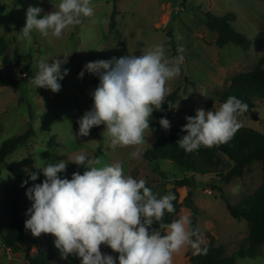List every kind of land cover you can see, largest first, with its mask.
<instances>
[{"label": "rangeland", "instance_id": "obj_1", "mask_svg": "<svg viewBox=\"0 0 264 264\" xmlns=\"http://www.w3.org/2000/svg\"><path fill=\"white\" fill-rule=\"evenodd\" d=\"M59 2L0 0V37L7 43V51L0 55V75L19 80L27 65L34 77L39 60L50 59L51 63L53 57L69 55L68 63L63 66L69 72L60 82L59 92L36 89L30 82L21 84L18 91L0 86V145L31 129L30 138L0 165V227L7 225L12 206L25 212L31 206L25 192L33 182L21 186L30 172L40 173L35 181L40 183L44 177L37 167L61 160L67 162L77 154H84L99 160L98 167L119 163L124 175L146 180V186L150 185L158 198L169 194V190L171 194L176 192L181 203L180 216L190 214L183 201L190 192L197 209L195 225L198 232L212 236L215 246L222 247L226 256L246 247L248 225L244 220L233 219L226 204L235 205L257 189L262 181L260 163L252 164L241 177L223 183L216 175H184L166 161L145 159L143 153L159 133L180 127L186 122L185 117L194 116L197 109H219L216 92L227 86L235 75L254 69L259 58L264 56V0H91L94 14L83 18L81 24L66 29L59 39L44 37L35 29L31 41L19 36L30 5L49 12L56 10ZM113 7L117 15L116 27L111 32L108 22ZM205 11L217 16L233 13L236 17L233 27L249 40L248 46L228 44L222 49L217 48L214 35L201 20ZM170 31L176 50L182 47L184 56L180 75L165 85L164 100L171 93L176 94L175 103L164 114L170 128L165 130L160 126L158 134L149 131L146 142L138 146H112L104 124L91 128L87 137L79 136L78 120L91 109V92L99 83L96 75L87 72L83 78H78L84 65L128 54L139 56L160 43L171 60ZM253 113L257 114L258 120L249 115L239 117L240 128L264 132L263 104L257 101ZM51 137L55 140L53 144ZM136 148L142 153L139 159L130 156ZM221 158L225 163L222 171L229 170L232 164L225 156L221 155ZM28 159L32 160V169ZM85 170L83 165L68 162L66 171L58 175L70 179L73 172L83 174ZM184 177L189 180V185L178 186L177 182ZM54 239L52 234L33 236L29 233L21 241L24 251L18 253L5 249L0 241V264H27L25 254L37 253L46 254L51 264H80L75 255L61 259ZM186 248L173 254V264H187ZM104 249L111 250L101 245L100 250ZM259 253L254 258H237L236 264H264V243Z\"/></svg>", "mask_w": 264, "mask_h": 264}, {"label": "clouds", "instance_id": "obj_2", "mask_svg": "<svg viewBox=\"0 0 264 264\" xmlns=\"http://www.w3.org/2000/svg\"><path fill=\"white\" fill-rule=\"evenodd\" d=\"M43 13V14H42ZM94 14L91 0H60L56 10L44 12L40 6H29L19 36L29 41L35 29L44 37L59 39L66 29L82 23ZM39 17V18H38ZM167 58L160 43L137 56L134 54L87 62L78 73L96 75L98 85L91 92L93 105L78 120V135L87 137L90 129L104 124L112 146H138L145 143L155 108L161 107L166 93V82L181 73L183 48ZM62 57V58H60ZM69 55H59L38 61V71L30 83L37 88L61 89V81L69 69ZM248 112L247 103L229 96L217 110L199 108L194 116H186V123L176 144L191 152L201 146L211 147L229 141L241 127L239 117ZM151 118V119H150ZM159 124L167 130L170 122L161 117ZM73 138L74 135H73ZM136 148L130 153L139 159ZM68 162L83 165V174L73 172L71 178H61ZM100 165V161L84 154L48 163L40 173L30 172L21 186L32 181L25 195L31 206L25 215V228L33 236L52 234L61 259L75 255L80 264H173V254L185 246L197 253L203 238L192 227L191 215H181L171 223L162 221L165 212L175 211L174 194L155 195L146 180L126 176L119 163ZM157 224L158 227H153ZM106 245L118 256L102 253Z\"/></svg>", "mask_w": 264, "mask_h": 264}, {"label": "trees", "instance_id": "obj_3", "mask_svg": "<svg viewBox=\"0 0 264 264\" xmlns=\"http://www.w3.org/2000/svg\"><path fill=\"white\" fill-rule=\"evenodd\" d=\"M117 15L115 7L108 22L109 31L116 27L115 16ZM202 22L206 29L214 35V44L222 49L228 44L240 47H246L249 40L241 33L236 31L233 23L236 17L231 12H226L217 16L211 12H202ZM172 47V57L178 53L175 47V40L169 33ZM7 51V43L0 37V55ZM33 75L30 68L23 67V76L16 80L14 78L0 75V86L18 91L21 84L31 81ZM229 96H236L248 105V112L242 116H250L255 110L256 103H262L264 106V56L260 57L257 65L251 71L235 75L231 78L227 86L221 87L216 92V97L221 105ZM176 101V94L171 93L162 102L161 107L154 109L150 121V131L158 134L160 129L159 119L169 110ZM241 116V117H242ZM31 119V116H30ZM171 129L167 132L159 133L150 148L145 150L143 157L152 161H166L178 168L184 175H216L223 183H228L233 177H241L244 171L248 170L254 163L261 164L262 181L257 189L250 195L244 197L235 205L227 202L226 208L229 215L235 220H244L248 225V237L246 247L240 248L234 255L226 256L220 246H215L214 238L199 232L203 238L201 251L197 253L190 246L186 248L187 264H236L237 258H254L259 255V249L264 243V132H258L250 128H239L233 137L225 142L215 144L211 147L201 146L199 149L188 152L180 148L176 142L186 133L181 131L182 126ZM96 127V126H94ZM93 127V128H94ZM31 136V129H27L23 134L5 140L0 145V165L6 157L11 154L18 146L25 143ZM54 137L50 138V143L54 142ZM221 155L225 156L232 164L229 170L222 171L225 167ZM32 167V160L28 159ZM178 186L189 185V180L184 177L177 182ZM150 188V185L148 186ZM176 199L173 201L175 211L165 212L162 221L158 223H171L180 216L181 203L176 192H173ZM190 209L192 227L196 229L195 221L197 219V209L192 201V194L189 192L183 200ZM25 211L16 206L10 208V218L5 227H0V241L5 249L12 253L23 252L21 241L31 233L25 228L27 219ZM153 227H158L154 224ZM102 253H108L118 256L117 253L109 249L101 250ZM27 264H51L48 256L44 253L35 255L25 254Z\"/></svg>", "mask_w": 264, "mask_h": 264}, {"label": "water", "instance_id": "obj_4", "mask_svg": "<svg viewBox=\"0 0 264 264\" xmlns=\"http://www.w3.org/2000/svg\"><path fill=\"white\" fill-rule=\"evenodd\" d=\"M0 74H1V70H0ZM250 118L253 119V120H258V116H257L256 113L250 114Z\"/></svg>", "mask_w": 264, "mask_h": 264}]
</instances>
